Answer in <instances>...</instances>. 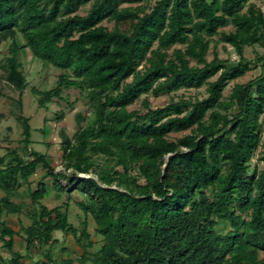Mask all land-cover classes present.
<instances>
[{
	"label": "trees",
	"instance_id": "16d2710c",
	"mask_svg": "<svg viewBox=\"0 0 264 264\" xmlns=\"http://www.w3.org/2000/svg\"><path fill=\"white\" fill-rule=\"evenodd\" d=\"M2 42L0 69L17 91L28 85L19 56L29 49L59 70L52 87H31L38 106L73 88L91 113H76L72 136L61 132L62 172L30 147L29 118L15 115L20 145L0 155V241L9 254L0 264H25L31 248L44 247L32 264H55V231L82 251L58 264H264V54L244 55L264 48V0H0ZM218 44L237 58H220ZM200 88L201 98L171 96ZM149 95L169 99L152 107ZM49 187L66 201L47 207ZM73 193L82 195L79 226L69 220ZM9 214L29 223L14 230L2 219ZM89 217L102 240L96 250Z\"/></svg>",
	"mask_w": 264,
	"mask_h": 264
},
{
	"label": "rangeland",
	"instance_id": "374dc122",
	"mask_svg": "<svg viewBox=\"0 0 264 264\" xmlns=\"http://www.w3.org/2000/svg\"><path fill=\"white\" fill-rule=\"evenodd\" d=\"M88 6L83 7L80 10L81 14H84ZM109 27L112 26V23H105ZM18 39L22 42V39L18 36ZM8 51V43L2 42L0 44V59ZM217 51L220 58H229L236 59L237 55L234 52L233 48L229 45L223 44L217 45ZM258 54H264V48L260 46L246 47L244 50V55L253 59ZM20 60L23 65V71L26 75L27 87L20 93L14 87H12L4 77V71L0 69V113L2 118L0 119V155L6 154L7 148H15L20 145L18 143L19 139L22 138V126L15 119V115H23L29 118V124L31 127V140L32 143L30 147L46 153L47 160L55 168V171L62 172L63 166L61 162L62 156V135L61 132L64 131L68 136L77 130L76 123V113H81L82 116H88L91 113V107L88 104V100L85 98V93L79 91L78 89H68L63 92V97L65 99H54L52 102L48 103L44 107H39L37 104V97L31 92V87L35 86L40 90L48 89L54 85L55 77L59 73V70L53 66H45V64L34 58L29 49H24L20 54ZM212 57L211 53L208 54L207 58ZM258 73V68L247 72L243 77L239 78L238 82H245ZM233 85V82L227 86L224 91V95H228L230 89ZM184 95L185 97H199L205 95L204 88L200 89H189V90H179L176 93H172L171 96L178 97ZM142 96L135 104L130 106V109L141 108ZM18 99H20V106L18 104ZM169 99V95H160L154 97L149 95L148 101L152 107L160 106L165 104ZM63 112L64 117L61 120H57V115ZM45 125L46 129L44 132H41V129ZM188 133H175L169 135L170 139H176L184 134ZM257 153L252 159L254 162L256 160ZM67 176L71 175V170L65 172ZM39 173L34 175L38 177ZM83 176V174H79ZM88 176H91L89 174ZM48 184H51L50 178L46 179ZM62 184L65 187L69 188L68 180L61 179ZM22 190V189H21ZM4 195V192L0 190V197ZM82 195L78 193H73L72 200L69 202V220L75 226H79L83 218L82 211L76 205L77 200H80ZM63 201H66L65 193H61L59 198H56L55 191L49 187L47 194L44 199V203L47 207L51 208L56 204H59ZM6 221V224L18 230L19 227L27 225L29 223L28 219L24 215L9 214L2 217ZM89 222V231L92 234V239L95 241L94 246L91 250H96L101 244V237L95 235L94 228L95 224L91 217L88 219ZM227 228L226 223H221L217 229L224 232ZM54 237L58 239L57 245L54 247L53 258L55 264H58L61 258H70L75 259L78 257L82 251L72 235L70 233H63L61 231H55ZM14 249L20 251L22 254H25L26 250L21 243V240L18 236L14 237ZM64 247V251L60 250V247ZM44 248H31L27 254V260L25 264H32L33 262L40 259L43 255ZM9 257L7 249L2 245L0 241V259L5 260Z\"/></svg>",
	"mask_w": 264,
	"mask_h": 264
},
{
	"label": "crops",
	"instance_id": "0c3cea01",
	"mask_svg": "<svg viewBox=\"0 0 264 264\" xmlns=\"http://www.w3.org/2000/svg\"><path fill=\"white\" fill-rule=\"evenodd\" d=\"M4 261H5V262H8V258H6Z\"/></svg>",
	"mask_w": 264,
	"mask_h": 264
},
{
	"label": "clouds",
	"instance_id": "9594fccd",
	"mask_svg": "<svg viewBox=\"0 0 264 264\" xmlns=\"http://www.w3.org/2000/svg\"><path fill=\"white\" fill-rule=\"evenodd\" d=\"M84 176V175H83Z\"/></svg>",
	"mask_w": 264,
	"mask_h": 264
}]
</instances>
